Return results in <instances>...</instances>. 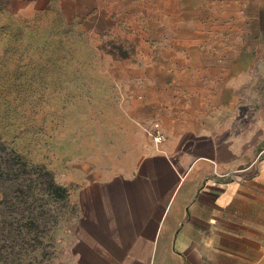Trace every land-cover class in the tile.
Instances as JSON below:
<instances>
[{"label":"rangeland","instance_id":"1","mask_svg":"<svg viewBox=\"0 0 264 264\" xmlns=\"http://www.w3.org/2000/svg\"><path fill=\"white\" fill-rule=\"evenodd\" d=\"M192 132L264 149V0H0V264H62L86 186Z\"/></svg>","mask_w":264,"mask_h":264},{"label":"crops","instance_id":"2","mask_svg":"<svg viewBox=\"0 0 264 264\" xmlns=\"http://www.w3.org/2000/svg\"><path fill=\"white\" fill-rule=\"evenodd\" d=\"M191 135L86 186L62 264H264V149Z\"/></svg>","mask_w":264,"mask_h":264},{"label":"built area","instance_id":"3","mask_svg":"<svg viewBox=\"0 0 264 264\" xmlns=\"http://www.w3.org/2000/svg\"><path fill=\"white\" fill-rule=\"evenodd\" d=\"M147 133L156 146L162 145L166 141V135L159 123L152 124Z\"/></svg>","mask_w":264,"mask_h":264},{"label":"trees","instance_id":"4","mask_svg":"<svg viewBox=\"0 0 264 264\" xmlns=\"http://www.w3.org/2000/svg\"><path fill=\"white\" fill-rule=\"evenodd\" d=\"M50 188L56 191V195H58L60 198L67 196V190L63 187L57 186L54 182H51Z\"/></svg>","mask_w":264,"mask_h":264}]
</instances>
